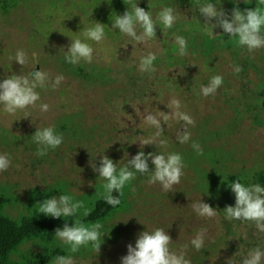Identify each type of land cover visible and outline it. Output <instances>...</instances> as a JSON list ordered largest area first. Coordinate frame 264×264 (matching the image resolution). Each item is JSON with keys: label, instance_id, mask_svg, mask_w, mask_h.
<instances>
[{"label": "rangeland", "instance_id": "374dc122", "mask_svg": "<svg viewBox=\"0 0 264 264\" xmlns=\"http://www.w3.org/2000/svg\"><path fill=\"white\" fill-rule=\"evenodd\" d=\"M207 3L231 17L234 8L254 9L258 0H7L4 10L0 3V81L28 75L34 68L49 74V84L56 76L64 77L56 88L36 89L40 100L36 108L26 110L28 118L24 111L9 115L0 105V154L6 153L12 162L0 173V197L4 199L0 213L18 220L39 212L43 200L63 194L84 206L67 220L61 217L58 228L65 223L71 227L74 222L103 225L100 253L91 244L73 253L52 234L42 240L40 236L24 240L3 264L38 256L51 264L56 250L71 256L75 264H121L127 245L135 246L141 232L156 228L170 235L171 250L188 245L184 251L191 264H234L237 253L233 247L240 249L247 242L252 243L248 250L264 251V233L252 222L230 224L217 210L235 205V195L222 172L242 176L245 186L259 183L264 187V179H254L258 174L264 176V48L250 53L236 43L237 38L215 27V19L205 23L198 5ZM136 4L150 11L156 25V37L145 43L112 28L117 15ZM165 7H171L177 17L170 29L158 20ZM97 22L104 24L105 39L100 43L84 36ZM136 30L142 32L139 26ZM177 36L186 40L187 55L179 54ZM77 38L93 48L91 63L65 61L71 40ZM17 50L27 54L26 66L14 60ZM149 52L156 55V70L141 72L140 60ZM236 66L242 71L236 73ZM215 75L223 77L222 85L215 95L203 96L201 86ZM172 100L179 101L178 109ZM40 104H48L49 110L42 112ZM176 112L195 122L187 126L188 143L181 144L176 138L185 127L173 115ZM147 114L169 115L167 124L162 121L164 132L159 137L166 146L157 142L142 150L146 155L179 153L185 165L180 184L167 193L158 183L149 184L148 174L136 173L123 188L119 208L97 221H83L94 201L104 196L106 183L89 161L99 167L101 155H107L118 170L124 166L141 150L140 141L156 131L145 123ZM49 126L63 134V143L38 157L32 135L37 128ZM193 142L199 143L203 155H197ZM148 163L154 170L151 158ZM201 199L216 209L215 217L194 213L190 205ZM201 229H206L204 247L197 252L190 241ZM229 246L231 253L226 249Z\"/></svg>", "mask_w": 264, "mask_h": 264}, {"label": "clouds", "instance_id": "9594fccd", "mask_svg": "<svg viewBox=\"0 0 264 264\" xmlns=\"http://www.w3.org/2000/svg\"><path fill=\"white\" fill-rule=\"evenodd\" d=\"M264 5V0H258V4L254 9H245L241 11L238 7L232 10L231 17L225 11L218 10L212 3L198 5L200 15L205 18V23H211L215 19V27H220L229 37L237 38L236 43L239 46L246 47L251 53L257 49L264 48V9L260 6ZM177 17L171 7H165L158 14V20L163 24L165 29L173 27ZM137 26L142 32L137 33ZM113 29L130 37L137 43H145L156 37V25L152 19L150 11L133 5L132 10H126L123 15H117L112 22ZM84 36L96 43H100L105 39L104 24L97 22L94 27L87 28ZM176 43L179 45V54L187 55V42L181 37H176ZM93 48L81 39L71 40L68 50L65 52V61L72 65L78 64L81 60L91 63L93 61ZM11 59V58H10ZM14 60L23 66L28 63L27 54L23 50H17ZM156 55L149 52L142 57L139 64V71L154 72V61ZM242 68L235 67V72L239 73ZM62 75L56 76L49 84V74L35 68L28 75H14L0 81V105H3V111L9 115H15L18 111H24V118L29 117V108H36L37 102L40 100L37 88H45L51 86L56 88L63 81ZM223 83V77L215 75L210 78L209 83L201 86V93L208 97L215 95L217 90ZM171 105L176 109L180 107L178 100H172ZM39 108L42 112L49 110L48 104H40ZM179 120H182L185 127L177 133V140L181 144L188 143L191 139V133L187 130L188 125L194 126V120L187 114L173 113ZM168 114H163L160 118L152 114L145 116V123L155 128L154 135L147 140L140 141L141 150L127 160L126 164L117 169V164L113 162L107 155H101L99 167L95 163L89 161L92 170L99 174V178L106 181L103 185L104 200L109 205L115 207L121 203L117 196H113V192L123 195V188L136 178V173L141 175L148 174L149 184H159L164 192H172L174 186L180 184L183 176V158L179 153L156 154L149 152L147 155L142 150L145 145L157 144L166 146V141L159 139L164 129L163 124H167ZM33 142L37 145L36 155L43 157L47 155L50 149L54 150L63 143V134L58 133L54 127L49 126L43 129L37 128L32 135ZM192 148L197 155H203V149L199 143L193 142ZM154 170H150L148 160ZM12 166L10 157L0 154V173L5 172ZM19 167V165H17ZM228 187L235 195V205L226 206L224 209L225 219L228 221H250L255 228L264 233V187L259 183L245 186L240 179L232 181ZM82 201H73L69 195H60L58 198L52 196L40 203L39 212L45 216L52 218H61L65 220L74 216L77 211L82 208ZM190 207L194 213L201 218H213L217 215L216 209L203 200L194 201ZM103 225L99 222L89 226L83 223L74 222L73 226L64 224L63 228L55 229V238H58L64 244L69 245L71 252H77L82 246L91 244L92 249L100 253L101 243L100 229ZM206 229L197 232L191 239V246L197 251H201L204 247ZM172 238L163 228H156L149 231H143L138 235L135 246L131 243L127 245V255L121 257V264H191V261L185 257V249L188 245L182 246L179 251L170 249ZM264 261V251L254 248L242 260V264H262ZM51 264H75L71 256L57 255L53 258Z\"/></svg>", "mask_w": 264, "mask_h": 264}, {"label": "trees", "instance_id": "16d2710c", "mask_svg": "<svg viewBox=\"0 0 264 264\" xmlns=\"http://www.w3.org/2000/svg\"><path fill=\"white\" fill-rule=\"evenodd\" d=\"M0 3H2L3 5L1 6V9L4 10V5L5 3H7V0H0ZM263 77H264V70H263ZM213 170L220 171L218 169H213ZM222 173L225 176L224 180H226L228 183H231L233 178H235V181L240 179L241 182L242 181L244 182L242 176L236 173L235 175L233 174L231 175L226 172H222ZM254 179L256 180V182H260L264 179V176L258 174L254 177ZM112 195L117 196L119 197L120 200H122L118 192H113ZM103 197L104 196L99 197L94 201L91 210L83 218V221H89V222L97 221L108 215L110 212L119 208L120 204L113 207L108 203H106ZM2 202H4V199L0 197V203ZM217 210L224 216L225 214L224 210H221L220 208H218ZM236 221L241 222L239 220H233V221L227 220L226 222H229L231 224V223H235ZM59 224H60V218H52L50 216H45L40 212H33L29 215H23L18 220H12L11 218L0 213V264H3L7 255L12 250H14L18 245H20V243H22L24 240L35 239L39 236L41 237L40 239L42 240L45 237H48V235L55 234V229L59 227ZM228 230L229 228L227 227L225 232H228ZM250 245H252V243L247 242L246 245L241 244L240 245L241 247L239 246L240 249L238 248L234 249L233 247V251H236L237 253L232 258L234 264H242V260L245 258L244 253L247 251H251L248 250L252 248V246ZM230 246L226 248L228 253H231L229 250ZM53 252L56 255H60V252L57 250ZM45 263H46V258L44 256H38L31 260L21 263H14V264H45Z\"/></svg>", "mask_w": 264, "mask_h": 264}]
</instances>
